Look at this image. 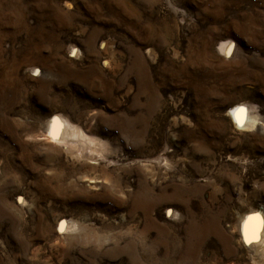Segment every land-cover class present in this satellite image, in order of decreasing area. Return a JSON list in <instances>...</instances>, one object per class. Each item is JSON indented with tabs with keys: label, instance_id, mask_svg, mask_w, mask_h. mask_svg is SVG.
<instances>
[{
	"label": "rangeland",
	"instance_id": "1",
	"mask_svg": "<svg viewBox=\"0 0 264 264\" xmlns=\"http://www.w3.org/2000/svg\"><path fill=\"white\" fill-rule=\"evenodd\" d=\"M263 248L264 0H0V264Z\"/></svg>",
	"mask_w": 264,
	"mask_h": 264
},
{
	"label": "bare ground",
	"instance_id": "2",
	"mask_svg": "<svg viewBox=\"0 0 264 264\" xmlns=\"http://www.w3.org/2000/svg\"><path fill=\"white\" fill-rule=\"evenodd\" d=\"M221 47H222L223 52H228L231 48V44L229 42H227L226 44L224 43ZM240 109H244V108L242 106L236 105V106L230 108L229 113H230V117L232 118V120L234 122H236L239 125H242L243 120H244V112L245 111L243 113H241L239 111ZM61 119H62V117H61ZM58 121H61V120H58V117H54L51 119V121H50V133L51 134L58 132L57 131L58 124H59ZM252 124H253V122H252ZM53 137H55V136H53ZM257 216L259 217V220L250 219L251 217H257ZM260 220H261V216L259 215V213L253 212V213L247 215L241 221V230H242V234H243V238H244L245 242L251 243L252 240L254 239V236L257 235L258 229L260 226ZM65 227H66V222L62 221L60 223V228L62 229ZM248 241H250V242H248Z\"/></svg>",
	"mask_w": 264,
	"mask_h": 264
},
{
	"label": "snow or ice",
	"instance_id": "3",
	"mask_svg": "<svg viewBox=\"0 0 264 264\" xmlns=\"http://www.w3.org/2000/svg\"><path fill=\"white\" fill-rule=\"evenodd\" d=\"M241 113H243L245 110L244 109H240L239 110ZM250 219H256V220H259V217L257 216V217H251ZM248 242H250V241H248Z\"/></svg>",
	"mask_w": 264,
	"mask_h": 264
}]
</instances>
